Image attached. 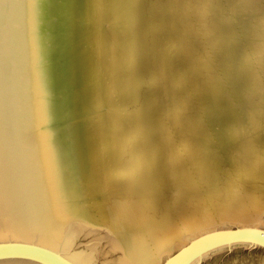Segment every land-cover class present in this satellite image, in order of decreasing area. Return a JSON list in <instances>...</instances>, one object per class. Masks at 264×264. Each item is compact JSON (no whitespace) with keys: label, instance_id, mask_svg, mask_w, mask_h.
<instances>
[{"label":"bare ground","instance_id":"1","mask_svg":"<svg viewBox=\"0 0 264 264\" xmlns=\"http://www.w3.org/2000/svg\"><path fill=\"white\" fill-rule=\"evenodd\" d=\"M97 22L144 264L234 222L264 228V0H97Z\"/></svg>","mask_w":264,"mask_h":264},{"label":"water","instance_id":"2","mask_svg":"<svg viewBox=\"0 0 264 264\" xmlns=\"http://www.w3.org/2000/svg\"><path fill=\"white\" fill-rule=\"evenodd\" d=\"M106 75L97 0H0V264H144ZM239 244L264 249V228L209 230L161 264Z\"/></svg>","mask_w":264,"mask_h":264},{"label":"rangeland","instance_id":"3","mask_svg":"<svg viewBox=\"0 0 264 264\" xmlns=\"http://www.w3.org/2000/svg\"><path fill=\"white\" fill-rule=\"evenodd\" d=\"M111 52H118L115 48ZM234 222L232 225H236ZM193 264H264V249L249 245H233L230 249L222 248L213 251Z\"/></svg>","mask_w":264,"mask_h":264}]
</instances>
